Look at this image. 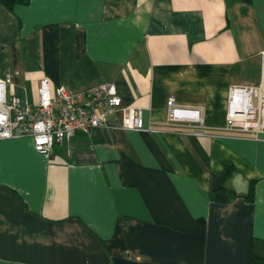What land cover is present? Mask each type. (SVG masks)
Segmentation results:
<instances>
[{
	"label": "crops",
	"instance_id": "obj_1",
	"mask_svg": "<svg viewBox=\"0 0 264 264\" xmlns=\"http://www.w3.org/2000/svg\"><path fill=\"white\" fill-rule=\"evenodd\" d=\"M263 50L264 0L0 2L7 96L34 104L43 76L50 90L112 83L150 129L123 130L116 113L48 155L0 140V264L264 258V133L223 127L229 86L256 82ZM168 97L201 108L203 135L165 123ZM219 186L233 197L211 200Z\"/></svg>",
	"mask_w": 264,
	"mask_h": 264
},
{
	"label": "built area",
	"instance_id": "obj_2",
	"mask_svg": "<svg viewBox=\"0 0 264 264\" xmlns=\"http://www.w3.org/2000/svg\"><path fill=\"white\" fill-rule=\"evenodd\" d=\"M258 78L246 85H231L227 90L224 128L258 135L264 133V50L257 55ZM9 74L0 76V140L30 137L34 150L48 155L55 144L76 132L86 133L94 127H106L108 117L120 114L118 127L123 130H150L142 124L141 109L121 105L112 83H101L83 91L65 85L50 90L47 77L39 79L36 101H25L6 94ZM187 123L193 133L203 135L202 111L165 101V123Z\"/></svg>",
	"mask_w": 264,
	"mask_h": 264
},
{
	"label": "trees",
	"instance_id": "obj_3",
	"mask_svg": "<svg viewBox=\"0 0 264 264\" xmlns=\"http://www.w3.org/2000/svg\"><path fill=\"white\" fill-rule=\"evenodd\" d=\"M1 4L7 9H11L12 5L15 3H25L26 0H0ZM230 173V167L226 166L221 174V179L224 180L226 176ZM210 199L216 202H226L231 197H233L232 193L227 191L223 186H219L217 189H214L210 192ZM247 200H251L252 198V183L249 186L248 194L244 197ZM249 264H264V258L250 256Z\"/></svg>",
	"mask_w": 264,
	"mask_h": 264
}]
</instances>
